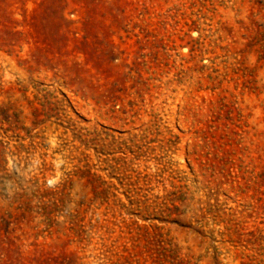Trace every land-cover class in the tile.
<instances>
[{"label":"rangeland","instance_id":"obj_1","mask_svg":"<svg viewBox=\"0 0 264 264\" xmlns=\"http://www.w3.org/2000/svg\"><path fill=\"white\" fill-rule=\"evenodd\" d=\"M0 264H264V0H0Z\"/></svg>","mask_w":264,"mask_h":264},{"label":"trees","instance_id":"obj_2","mask_svg":"<svg viewBox=\"0 0 264 264\" xmlns=\"http://www.w3.org/2000/svg\"><path fill=\"white\" fill-rule=\"evenodd\" d=\"M168 250H169V248L164 247V246L162 247V249H161V252H162V256L161 257L162 258L167 259L171 255V254L167 253Z\"/></svg>","mask_w":264,"mask_h":264}]
</instances>
